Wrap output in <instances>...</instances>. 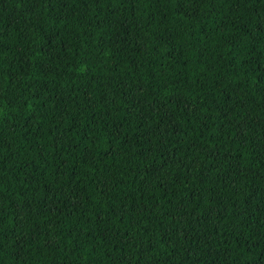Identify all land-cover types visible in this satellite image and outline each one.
<instances>
[{"label":"trees","instance_id":"16d2710c","mask_svg":"<svg viewBox=\"0 0 264 264\" xmlns=\"http://www.w3.org/2000/svg\"><path fill=\"white\" fill-rule=\"evenodd\" d=\"M0 264H264V0H0Z\"/></svg>","mask_w":264,"mask_h":264}]
</instances>
